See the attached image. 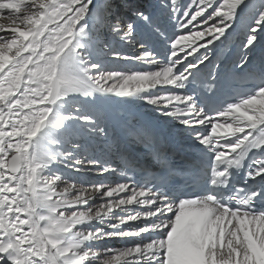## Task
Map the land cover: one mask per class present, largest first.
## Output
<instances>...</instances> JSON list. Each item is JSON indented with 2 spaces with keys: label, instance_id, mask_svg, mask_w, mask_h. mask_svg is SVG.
I'll return each mask as SVG.
<instances>
[{
  "label": "snow or ice",
  "instance_id": "6c2138e0",
  "mask_svg": "<svg viewBox=\"0 0 264 264\" xmlns=\"http://www.w3.org/2000/svg\"><path fill=\"white\" fill-rule=\"evenodd\" d=\"M0 264H264V0H0Z\"/></svg>",
  "mask_w": 264,
  "mask_h": 264
},
{
  "label": "bare ground",
  "instance_id": "6f19581e",
  "mask_svg": "<svg viewBox=\"0 0 264 264\" xmlns=\"http://www.w3.org/2000/svg\"><path fill=\"white\" fill-rule=\"evenodd\" d=\"M145 2H150V0H145ZM233 39L235 40V37ZM236 42L238 43V41H236ZM115 47L118 51L122 52L125 55H134V54L142 51L139 48V46L135 43V41H133L131 44H122V43L118 42L115 44ZM233 51H235V50L233 49ZM119 66L121 68H125V69H129V68H133V67H140V68L146 67L145 65L138 64V62H136V61H124V62H121ZM123 111L124 110H120V114H123ZM129 111L136 112L144 120H149L152 117V114L147 111V108H138V109L133 108V109H130ZM130 121H131V117H130ZM165 136H166V133H165ZM166 140L173 141V144L179 145V147H181L182 149L188 148L187 144L185 142L181 141L178 137L175 139L167 138L164 141H166ZM136 143H138V142H135V140H129L127 142L126 148H127V151L129 153L134 154L131 151V149H133L134 145L137 146V149H140L143 146L140 143H138L136 145ZM104 147L106 149H109V151L107 152V155H101L100 168L105 166L104 161H107V166L110 168L111 167H117L118 163L116 162V160H117V157H119V155L115 152L112 145H105ZM122 147H125V145H122ZM100 168L94 169L91 172L86 173L84 175V179L85 180H91L93 182H96L99 180H104L105 183H110V182H113L114 180L120 178L119 173H116L115 175L105 174L104 176H101ZM109 244H110V246H113V247H119L121 242L117 241V240H113V241H110Z\"/></svg>",
  "mask_w": 264,
  "mask_h": 264
}]
</instances>
